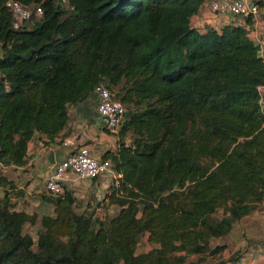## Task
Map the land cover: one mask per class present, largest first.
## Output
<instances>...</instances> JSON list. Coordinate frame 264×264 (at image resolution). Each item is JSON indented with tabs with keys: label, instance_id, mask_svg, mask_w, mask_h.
I'll list each match as a JSON object with an SVG mask.
<instances>
[{
	"label": "trees",
	"instance_id": "1",
	"mask_svg": "<svg viewBox=\"0 0 264 264\" xmlns=\"http://www.w3.org/2000/svg\"><path fill=\"white\" fill-rule=\"evenodd\" d=\"M6 1L0 264H182L264 203V63L247 28L192 27L203 0H16L32 15L14 28ZM98 84L120 85L111 95L125 106L118 148L103 158L120 177L96 202L117 213H78L65 189L40 195L51 214L18 210L2 168L25 162L35 132L54 139L68 105ZM143 234L152 247L137 254Z\"/></svg>",
	"mask_w": 264,
	"mask_h": 264
},
{
	"label": "crops",
	"instance_id": "2",
	"mask_svg": "<svg viewBox=\"0 0 264 264\" xmlns=\"http://www.w3.org/2000/svg\"><path fill=\"white\" fill-rule=\"evenodd\" d=\"M201 11L202 6L191 20L202 25L205 21L200 16ZM229 20L227 16H221L214 19L211 25L219 28ZM236 22L247 28L250 39L258 45L259 55L264 61V6H260L259 14L250 19V23L242 18L236 19ZM96 101V96L91 93L84 100L68 105L67 123L54 139L50 140L45 134L35 132L27 142L25 162L21 166L2 168V173L13 183L15 192L17 191L13 200L18 210L29 214L52 213L53 207L43 203L40 195L43 194L44 184L57 162L73 151L74 147L85 145L93 156L100 159L117 150L119 129L109 131L105 128L96 111ZM67 138L74 146L63 145ZM112 178L107 174L95 180H82L69 172L63 185L75 199V210L80 209L81 212L78 213H82L89 208L88 203L92 200L103 204ZM117 211L118 208L111 206L104 214L114 216ZM138 244L137 254L147 252L152 247L148 243V249L140 250ZM182 264H264V203L258 204L254 211L234 222L226 234L216 233L203 242L198 251L190 254Z\"/></svg>",
	"mask_w": 264,
	"mask_h": 264
},
{
	"label": "built area",
	"instance_id": "3",
	"mask_svg": "<svg viewBox=\"0 0 264 264\" xmlns=\"http://www.w3.org/2000/svg\"><path fill=\"white\" fill-rule=\"evenodd\" d=\"M5 6L11 11L14 28H19L22 22L32 15L30 7L24 6L16 0H7ZM201 6L203 11H201L200 16L203 17L205 23L201 25L192 21V27L203 32L207 28H214L211 23L221 16H227L230 20L226 24H229L240 18L254 19L260 11V6L255 0H203ZM34 13L41 14V8L36 7ZM256 91L259 108L264 112V81L257 85ZM93 94L97 99L96 111L103 120L105 128L109 131L119 129L125 120L124 104L115 99L110 90L103 84H98L94 88ZM63 145L74 146L68 138L64 140ZM69 172L82 180H95L107 174L120 177V174L113 169L112 162L109 159H100L93 156L90 149L82 145L74 147L73 151L57 162L51 176L44 184V191L52 195L62 194L64 180L68 177Z\"/></svg>",
	"mask_w": 264,
	"mask_h": 264
},
{
	"label": "rangeland",
	"instance_id": "4",
	"mask_svg": "<svg viewBox=\"0 0 264 264\" xmlns=\"http://www.w3.org/2000/svg\"><path fill=\"white\" fill-rule=\"evenodd\" d=\"M121 89V86L119 85L116 89H113V90H111V92H112V94L114 95V96H116V92L117 91H119ZM130 141H131V137L130 136H127L126 138H125V142L126 143H130ZM111 177H113L112 178V184L111 185H115V184H117L118 183V177H114V176H112L111 175ZM105 205L106 204H104V205H102V206H98V205H96V202H95V200H92V202L90 203H88V206H89V208H88V212H91V211H93V214L95 215V216H98V217H100V216H102L103 214H104V210L105 211H107V209H109L110 207H105ZM87 206V207H88ZM96 206V207H95ZM86 207V208H87ZM100 208V209H99ZM115 208H117V207H115ZM78 209V208H77ZM76 211V210H75ZM76 212H81V210L80 209H78ZM112 213H114V212H112ZM101 214V215H100ZM220 215H221V213L220 212H217V216H219L220 217ZM36 230H37V227H33L32 225H26L25 226V232H28L29 234H31V235H34L35 234V232H36ZM148 239H147V236H146V234H143V235H141L140 236V239H139V248H140V250H145V249H148V241H147Z\"/></svg>",
	"mask_w": 264,
	"mask_h": 264
}]
</instances>
